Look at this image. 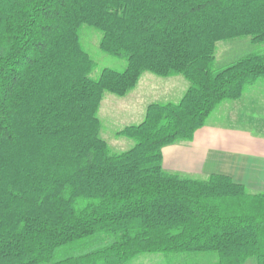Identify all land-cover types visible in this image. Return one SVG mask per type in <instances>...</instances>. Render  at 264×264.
Returning a JSON list of instances; mask_svg holds the SVG:
<instances>
[{
    "label": "trees",
    "instance_id": "1",
    "mask_svg": "<svg viewBox=\"0 0 264 264\" xmlns=\"http://www.w3.org/2000/svg\"><path fill=\"white\" fill-rule=\"evenodd\" d=\"M84 25L124 69L91 75ZM243 37L258 48L218 66L217 43ZM145 72L188 86L114 150L98 107ZM263 81L264 0H0V264H264V191L162 166Z\"/></svg>",
    "mask_w": 264,
    "mask_h": 264
},
{
    "label": "crops",
    "instance_id": "2",
    "mask_svg": "<svg viewBox=\"0 0 264 264\" xmlns=\"http://www.w3.org/2000/svg\"><path fill=\"white\" fill-rule=\"evenodd\" d=\"M187 86L179 75L160 78L143 73L127 94L133 100L125 126L139 123L150 103L177 102ZM162 166L197 177L225 174L251 192L264 191V81L248 88L239 99L220 103L191 141L163 147Z\"/></svg>",
    "mask_w": 264,
    "mask_h": 264
},
{
    "label": "rangeland",
    "instance_id": "3",
    "mask_svg": "<svg viewBox=\"0 0 264 264\" xmlns=\"http://www.w3.org/2000/svg\"><path fill=\"white\" fill-rule=\"evenodd\" d=\"M99 38L100 33L97 30L86 25L81 28V44L84 49L88 52L89 56L96 63L95 68L91 72V75L95 78L99 76L103 68L122 70L126 66V62L124 60L107 54L99 48ZM255 46L256 45H252L250 43L248 37L218 42L215 49L216 64L218 66L226 65L234 61L235 59L241 57L242 55L246 54L247 52L251 50H256L258 47ZM152 88L156 89L154 86H151L150 89ZM157 88H159V85L157 86ZM129 92L127 94H129ZM127 94L123 96H116L107 93L104 95V99L101 100L100 105L98 107L97 114L102 125L101 136L108 142L110 147L114 150H126L131 146L132 143L129 139L119 137L116 134L118 130L125 127V123H127L128 120L124 118L132 110L131 101L133 100V98H130L129 96H127ZM101 104H103L102 111H100ZM120 119H122L123 121ZM127 119H129V117H127ZM244 264H255V262L253 259H249Z\"/></svg>",
    "mask_w": 264,
    "mask_h": 264
}]
</instances>
